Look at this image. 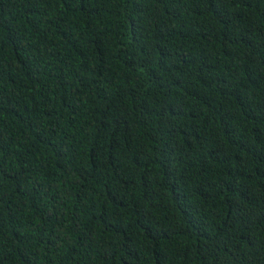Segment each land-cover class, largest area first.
Returning <instances> with one entry per match:
<instances>
[{
  "label": "trees",
  "instance_id": "trees-1",
  "mask_svg": "<svg viewBox=\"0 0 264 264\" xmlns=\"http://www.w3.org/2000/svg\"><path fill=\"white\" fill-rule=\"evenodd\" d=\"M0 264H264V0H0Z\"/></svg>",
  "mask_w": 264,
  "mask_h": 264
}]
</instances>
